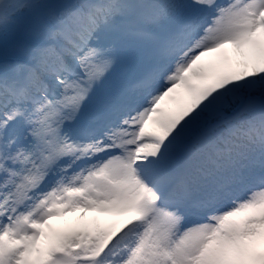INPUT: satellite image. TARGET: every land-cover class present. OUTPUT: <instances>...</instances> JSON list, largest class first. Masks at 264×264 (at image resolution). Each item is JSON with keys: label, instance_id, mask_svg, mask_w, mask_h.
<instances>
[{"label": "snow or ice", "instance_id": "6c2138e0", "mask_svg": "<svg viewBox=\"0 0 264 264\" xmlns=\"http://www.w3.org/2000/svg\"><path fill=\"white\" fill-rule=\"evenodd\" d=\"M0 264H264V0H0Z\"/></svg>", "mask_w": 264, "mask_h": 264}, {"label": "bare ground", "instance_id": "6f19581e", "mask_svg": "<svg viewBox=\"0 0 264 264\" xmlns=\"http://www.w3.org/2000/svg\"><path fill=\"white\" fill-rule=\"evenodd\" d=\"M81 215H82V213H80V212H76V213H69V215H68V217H67V221H65L66 222V225H68L71 221H72V223L73 222H75V221H78L79 220V218L81 217ZM99 214H97V213H93V217L92 218H94V217H96V216H98ZM85 216V215H84ZM88 217L90 218V216L88 215ZM100 218L102 219H104V217L102 216V215H100ZM54 222V221H53ZM52 222V225L53 226H56V227H58V225H57V223L56 222H54L53 223ZM62 224H63V228H64V221L62 222ZM59 228V227H58ZM65 231V230H64Z\"/></svg>", "mask_w": 264, "mask_h": 264}, {"label": "rangeland", "instance_id": "374dc122", "mask_svg": "<svg viewBox=\"0 0 264 264\" xmlns=\"http://www.w3.org/2000/svg\"><path fill=\"white\" fill-rule=\"evenodd\" d=\"M89 214H90V218L88 217ZM91 214H92V215H91ZM84 215H85V219H87V220H91L92 217H93V213H92V212L86 213V214H84ZM65 219H66V216H65ZM102 219H103V218H102ZM54 221H55V219H54ZM77 222H78V221H75V222L72 223V221H71L68 225H65V224H64V226L66 227V230H67V229H69V228L75 227L76 224H77ZM53 227L56 228V226H53ZM56 229L58 230L59 228H56ZM59 231H61V229H60Z\"/></svg>", "mask_w": 264, "mask_h": 264}]
</instances>
